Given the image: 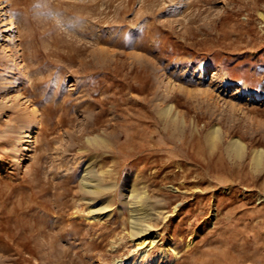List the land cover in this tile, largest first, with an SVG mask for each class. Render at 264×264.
I'll return each instance as SVG.
<instances>
[{"label": "rangeland", "instance_id": "obj_1", "mask_svg": "<svg viewBox=\"0 0 264 264\" xmlns=\"http://www.w3.org/2000/svg\"><path fill=\"white\" fill-rule=\"evenodd\" d=\"M0 264H264V0H0Z\"/></svg>", "mask_w": 264, "mask_h": 264}, {"label": "bare ground", "instance_id": "obj_2", "mask_svg": "<svg viewBox=\"0 0 264 264\" xmlns=\"http://www.w3.org/2000/svg\"><path fill=\"white\" fill-rule=\"evenodd\" d=\"M232 147L240 149L241 144H240L239 140H235L232 144ZM146 201H147V198L143 195L139 196L136 200H134V202H137L138 205L144 204ZM144 209H145V211L143 213L145 215H143V216L141 214L138 215L139 212H136L132 215L134 218L132 224H133V227L136 229V231H135L136 233H141V232H144L147 230V227L144 225V221H146L147 220L146 218L149 216V213H148L149 209H147V207ZM147 214H148V216H147ZM149 219L150 218L148 217V220ZM148 238H149V236H145L143 238V240L138 245L140 246V245H143L145 243H151L153 245V243L155 242V236H151L150 240H148Z\"/></svg>", "mask_w": 264, "mask_h": 264}]
</instances>
